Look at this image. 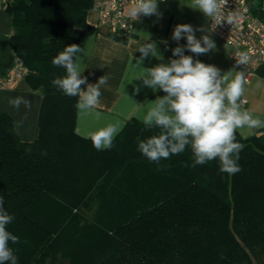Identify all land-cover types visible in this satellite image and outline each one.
Segmentation results:
<instances>
[{
    "label": "trees",
    "instance_id": "trees-1",
    "mask_svg": "<svg viewBox=\"0 0 264 264\" xmlns=\"http://www.w3.org/2000/svg\"><path fill=\"white\" fill-rule=\"evenodd\" d=\"M94 0H6L10 46L41 89L38 134L21 141L0 113V197L17 264H264V129L243 145L235 174L214 160L192 167L190 148L150 162L137 137L159 133L128 119L110 149L75 131L78 97L52 84L54 57L85 34ZM264 20V0H248ZM112 37V36H111ZM118 38V37H116ZM264 78V66L256 73ZM163 166L162 170H158Z\"/></svg>",
    "mask_w": 264,
    "mask_h": 264
},
{
    "label": "clouds",
    "instance_id": "clouds-1",
    "mask_svg": "<svg viewBox=\"0 0 264 264\" xmlns=\"http://www.w3.org/2000/svg\"><path fill=\"white\" fill-rule=\"evenodd\" d=\"M159 0H132L127 8V16L132 21L139 16H159ZM228 0H188L187 6L202 12L213 23L233 22L234 14L224 15V7ZM204 32L201 26L194 29L190 24H177L172 32V40L179 42L186 39V44L173 48L168 63H159L150 68H142L140 64L149 55L162 60L154 42L148 39L138 51L141 60L137 61L140 74L136 79L153 91L162 90L165 95L148 102V106L139 116L146 128H158L159 133L146 139L137 137L138 151L150 162L159 165L162 159L183 153L190 148L192 167L218 161L219 171L235 174L241 171L238 164L239 153L243 145L237 140V132L242 137L254 134V130L264 128V119L255 116L250 110L242 109L241 98L247 83L244 71L230 70L223 72L216 66L205 64L193 56L185 55V49L196 54L208 53L214 50L215 42L209 35L199 39L195 32ZM209 31V29H207ZM82 49L71 44L53 58L52 64L65 70V75L53 79L52 84L65 95L78 97L76 108L79 113L87 114L100 103V88L106 85V75L99 78L95 84L87 83L81 74L85 70L80 57ZM239 65L249 62L247 53H237ZM87 85L81 90V85ZM257 90H264V79H258ZM139 91V89H137ZM27 104L23 98L12 101L14 106ZM97 115H99L97 113ZM121 130L118 124H106L86 133L97 151L110 149L116 135ZM163 166L158 168L162 170ZM15 217L4 208V198L0 197V264H17V256L9 246V242H20L18 236L12 234L7 226Z\"/></svg>",
    "mask_w": 264,
    "mask_h": 264
},
{
    "label": "crops",
    "instance_id": "crops-1",
    "mask_svg": "<svg viewBox=\"0 0 264 264\" xmlns=\"http://www.w3.org/2000/svg\"><path fill=\"white\" fill-rule=\"evenodd\" d=\"M5 3L6 0H0V76L12 71L17 60L9 44L12 27L10 16L5 12ZM187 3L188 0L159 1L160 15L141 14L136 21L130 19L131 32L125 39L111 37L104 28L97 27L96 10L91 8L85 13L86 21L98 31L85 34L77 40V45L82 49L77 55L85 69L81 75L90 84L97 83L104 75L108 77V82L100 88V103L95 109L82 114L76 108V133L85 137L87 132L109 123L118 124L122 129L128 119L135 118L141 121L139 116L146 110L148 102L155 101L157 97H162L165 93L159 89L153 91L145 86L142 80L136 79L140 74L137 61L141 60L138 49L150 39L156 44L157 51L163 57L162 60L151 55L144 57L140 64L142 68L168 63L170 59L176 58L173 57L171 50L177 47V43L180 46L186 44L185 38L179 42L171 38L177 24H190L194 29L203 26L206 31H196V37L199 39L202 35H209L216 45L214 50L198 56L185 49V55L193 56L194 60L198 59L205 64L214 65L222 73L230 70L237 71L229 57L230 46L210 30L207 31L210 19L202 12L188 7ZM258 79L264 78L255 75L245 85L241 100L246 102L241 106L242 109L250 110L255 116L264 119V90L256 89ZM25 82L24 78H20L13 85L0 87V113H7L13 120L16 136L21 141L29 142L37 138L38 108L42 100V91L41 89L33 90ZM86 86V84L81 85V90H86ZM16 98H23L28 103L14 106L12 101ZM260 129L264 128L255 129L254 132Z\"/></svg>",
    "mask_w": 264,
    "mask_h": 264
},
{
    "label": "built area",
    "instance_id": "built-area-1",
    "mask_svg": "<svg viewBox=\"0 0 264 264\" xmlns=\"http://www.w3.org/2000/svg\"><path fill=\"white\" fill-rule=\"evenodd\" d=\"M131 4L132 0L94 1L91 8L98 14L97 27L104 28L106 33L113 37L124 39L128 37L131 32V21L125 9ZM248 7V0H228L223 11L226 17L229 13L234 14L233 22L228 24L222 21L219 25L211 20L208 22L209 30L230 46L229 57L233 67L237 71L245 72L246 84L257 75V70L264 66V20L254 15ZM241 52L249 55V62L246 65H239L236 62L237 53ZM27 73V68L16 60L12 71L0 76V87L13 85ZM245 102L241 100V104Z\"/></svg>",
    "mask_w": 264,
    "mask_h": 264
},
{
    "label": "water",
    "instance_id": "water-1",
    "mask_svg": "<svg viewBox=\"0 0 264 264\" xmlns=\"http://www.w3.org/2000/svg\"><path fill=\"white\" fill-rule=\"evenodd\" d=\"M262 8H264V7H262Z\"/></svg>",
    "mask_w": 264,
    "mask_h": 264
}]
</instances>
